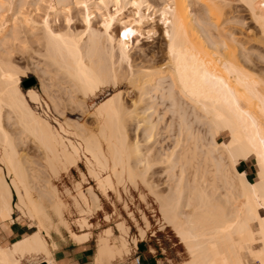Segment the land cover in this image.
<instances>
[{
    "label": "bare ground",
    "instance_id": "bare-ground-1",
    "mask_svg": "<svg viewBox=\"0 0 264 264\" xmlns=\"http://www.w3.org/2000/svg\"><path fill=\"white\" fill-rule=\"evenodd\" d=\"M48 2L49 13L39 24L24 17L16 25V16L15 25L1 21L0 49L9 42L21 47L20 34L40 32L45 43L42 56L56 68L62 88L65 81L85 95L108 79L119 78L121 72L117 75L116 67L110 66L127 63L129 28L141 38L157 36L158 43L148 59H140L138 65L134 61L135 69L129 70L133 72L126 71L133 79L120 77L132 80L127 84L136 100L128 105L117 92L98 106L95 131L83 130L73 121L65 124L68 120L67 129L63 124L57 125L58 131L53 129L48 118L31 107L40 105L39 95L21 90L8 56L2 54L5 60L0 55V224L16 213L17 219L35 228L10 247L0 245V264L38 258L54 264L43 234L50 237L60 227L77 243L89 238L84 230L79 235L71 232L64 218L66 204L50 181L81 161L95 188L85 189L89 202L81 184L75 185L77 194L71 202L80 228L99 210L100 196L143 187L158 206L161 227L169 228L183 245L187 259L182 264H264V216L259 213L264 212V0H74L85 12L82 30L72 31V19L64 14L63 32L50 20L68 14L70 6L66 0ZM127 6L131 17L125 16ZM242 11L253 30L245 28L250 23L240 18ZM91 16L99 21L93 24ZM116 25L121 26L118 40L113 35ZM156 53L164 54L163 68L152 64ZM113 54L119 56L116 63L111 62ZM64 88L66 92L68 86ZM70 88L66 93H74ZM11 120L22 136L36 141L40 164L19 152L18 139L4 126ZM224 133L227 141L217 142ZM244 161L254 163V182L237 170ZM154 175L164 180H151ZM84 177L81 174L83 181ZM116 228L117 236L111 228L98 236V264L128 255L130 245L146 234L139 229L138 238H131L123 223Z\"/></svg>",
    "mask_w": 264,
    "mask_h": 264
},
{
    "label": "rangeland",
    "instance_id": "rangeland-1",
    "mask_svg": "<svg viewBox=\"0 0 264 264\" xmlns=\"http://www.w3.org/2000/svg\"><path fill=\"white\" fill-rule=\"evenodd\" d=\"M10 1V2H9ZM49 0H42L37 2V0H0V8L2 6L3 9H0V22L5 20L8 21L7 25H11L12 26V22L13 25H15V23L20 20L21 18H31L33 21H36V23L39 24V22L41 21V19L43 17H45L46 14H48L49 10H48V6H49ZM93 2H97L98 0H92ZM68 2L69 4V13L70 15H68L66 12L65 13H60L59 15H57V17L55 16H51V23L52 21L55 23L54 27H56L59 31L66 30L65 27V20H63L64 17H68L70 20V24H69V28L72 31H81L82 30V18L85 15L84 11L81 9V7L75 6L74 5V0H66V3ZM94 2V3H95ZM37 3V5H36ZM21 8V9H20ZM20 9V10H18ZM93 10L95 9L94 7L92 8ZM109 12L111 11V13L113 12L114 8L112 5H109ZM20 11L19 13L17 12ZM15 12V13H14ZM16 12L20 15H22V17L18 14H16ZM125 16L127 17H131L132 13H131V8H129L127 6V8H125ZM66 16H65V15ZM97 14V13H95ZM246 12H243L240 14V18H245L247 21L246 23H250V24H246L245 28L248 27L250 29L253 28V26L251 25V22H248V16ZM18 15V16H17ZM13 16V17H12ZM14 16H16L14 18ZM244 16V17H243ZM66 17V18H67ZM71 17V18H70ZM49 18V19H50ZM91 19L93 18L92 16L90 17ZM15 19V21H13ZM56 19V20H55ZM65 19V18H64ZM64 21V22H63ZM97 21H99V18L97 17L96 19H92L93 24H96ZM156 22V26H160V22L157 21V19L155 20ZM2 23V22H1ZM0 23V24H1ZM19 24L16 23V25ZM53 26V24H52ZM252 26V27H251ZM132 28H129L128 33H127V39L130 41L129 43H127L128 45V54L130 57H128L129 61L127 60V63L125 61H122L121 63H117L114 64V66H109L111 67L110 70H112V67H116V69L118 70L119 68V72L117 70H114V72L116 71V74L118 75L121 72V76L122 78L124 77H131L133 75H129V73L126 74L127 72H133V71H129V70H134L136 67V64L138 65L140 63V59L143 61V59H148L150 57V53L157 47V36H150L147 37L146 35H143L142 38L139 37L136 33H134V31L131 30ZM38 30V29H37ZM253 30V29H252ZM23 31V30H21ZM40 31V30H39ZM36 32V33H35ZM22 33V32H21ZM40 33V32H39ZM39 33H37V31H34V34H32V38H31V34L27 33V34H20V40L21 42L19 43V46L21 44V47H16L17 45L14 43L13 45L16 46H11L12 43L9 42V44L5 47L2 48L3 46H1L2 49H0L2 53H0V55L5 54L6 57L8 56L7 60L5 55L3 56V58L9 62V65L13 67V69H15L14 71H16V75L17 77H19V85L21 90L25 93V91L32 89L34 90L40 97V105H31V107L33 108V110L41 115L42 118H48L47 120L49 121L50 125L53 127V129L58 131V126L59 124L62 125V127L65 128L64 126V122L67 121L65 124H67L69 121H73L76 124H79L78 126L80 128H82L83 130H89V131H95L96 130V118H95V114L96 113V109L98 108V106H100L102 103L106 102L109 98H112L113 95H115L117 92L121 93V99L126 103V104H130L131 101H135L136 100V93L135 91L131 92L130 89V84L128 85V82H131L132 80L129 78H126L125 80L122 81V78L120 79V77L113 79H108L107 81H105L103 84L99 85L96 90L94 89V91L89 92L87 94H82L80 92H76L74 91L73 88H70L69 86H71L70 84H66L64 85L63 82V87L64 89H67L66 87L68 86V89L70 88L71 92L73 89L74 93H69V91L66 90V93L63 88L60 86L61 83V77L57 75L56 72H54V70L56 68H54V66H52V64H49L50 61L46 60V58H44L43 53L45 52V48H44V44L41 42V39L39 36L42 37V34L40 35ZM22 35V36H21ZM24 35V36H23ZM37 35V36H35ZM113 35L114 38L117 40L119 39L120 35H121V26L120 25H116L113 29ZM29 36V37H28ZM36 37V40H34ZM38 37V38H37ZM25 38V39H23ZM40 38V41H39ZM26 41V42H25ZM44 41V40H42ZM41 42V43H40ZM27 43V44H24ZM163 42H160V44H162ZM43 45V46H42ZM11 48H9V47ZM161 48L164 49V44L160 45ZM9 48V49H8ZM14 48V49H13ZM20 48V49H19ZM25 48V49H24ZM154 48V49H153ZM8 52L4 53L6 50ZM162 49V51H163ZM11 51V52H9ZM117 51V49H116ZM157 52V50H156ZM115 53V50H114ZM9 54V55H8ZM45 54V53H44ZM116 54H113V56L115 57ZM117 55H119L117 53ZM116 55V59L113 57V59L115 60H111V62L116 63L117 60V56ZM164 54H160V53H156L152 58L154 60H152V64H155L153 66H155L156 68H163L164 67ZM46 57V56H45ZM145 57V58H144ZM11 61V63H10ZM136 62L133 63V62ZM139 61V62H138ZM49 62V63H48ZM125 62V63H123ZM138 62V63H137ZM112 63V64H113ZM130 63V64H129ZM121 64V66L119 65ZM117 65V66H116ZM132 65V66H130ZM133 65H135L133 67ZM157 65V66H156ZM52 66V67H51ZM127 66V67H126ZM129 66V68H128ZM161 66V67H160ZM163 66V67H162ZM124 67H126V69H124ZM115 69V68H114ZM128 69V70H127ZM125 72V73H122ZM18 73V74H17ZM56 73V75H55ZM125 74V76L123 77V75ZM55 75L54 77H51ZM129 79V81L127 80ZM109 80L111 82H109ZM120 82H118V81ZM117 81V82H115ZM109 84H108V83ZM115 82V83H114ZM66 83V82H65ZM113 84V86H112ZM45 90V91H44ZM48 94H47V93ZM65 92V93H64ZM47 95H46V94ZM48 96V97H47ZM54 97V99H50L49 98ZM53 100V101H51ZM104 103V105L106 104ZM95 119V120H94ZM57 122H56V121ZM72 122V123H73ZM8 123V121L6 122ZM4 121V126L5 129H7L6 127H8L9 129H7V131L9 130L10 135L12 136V138L15 139L16 142V147L19 149V152L21 153L23 151V153L21 154L22 156H29V161L30 162H35L38 164H40L39 161V150L40 148L38 147L36 141L32 138H30V136L26 137L28 134H24V136H22V131L18 130V127L15 128L17 125L14 126V122L11 120L10 126L5 125L6 124ZM13 123V124H12ZM57 123V124H56ZM70 123V122H69ZM68 123V124H69ZM71 123V124H72ZM13 125V126H12ZM58 125V126H57ZM70 125V124H69ZM78 126H76V128L78 129ZM14 129H13V128ZM67 127V126H66ZM70 128H74V127H70ZM133 128V127H130ZM16 129V131H15ZM67 129V128H65ZM173 129V128H172ZM80 131V129H78ZM15 131V132H14ZM13 132V134H12ZM130 137L133 135L132 131L130 130ZM15 133V134H14ZM20 133V135H19ZM18 134V135H17ZM174 132H172L171 135H173ZM19 136V137H18ZM22 136V137H21ZM227 134L224 133L223 136L219 137L217 139V142L221 143V142H226L227 141ZM21 137V138H20ZM131 137V138H132ZM20 139V140H19ZM23 139H25L24 141H22ZM70 140L75 141L73 139V137H69ZM25 145L24 147H22L23 145ZM21 144V147L19 145ZM39 149V150H38ZM26 150V151H25ZM26 155H25V154ZM250 164L253 165L254 167V175H252L250 178H246L249 182H254V180L256 179V168L254 166L253 161H248ZM28 164H25L24 166L27 167ZM240 173H244V172H240ZM81 174H84L85 177L83 178L84 181L81 178ZM245 174V173H244ZM45 173H41L40 174V178L44 177ZM153 177V178H152ZM151 177V180L153 181H157V183H161L164 179L162 178L163 176H157L154 175ZM246 177V176H245ZM162 178V179H161ZM158 180H162L161 182H159ZM51 184L55 187V189L58 191L59 197L61 198V200L66 204V210L64 212V218L65 220L68 222L69 224V228L71 230V232L73 233H78L81 230H86V228L88 227V229H90L92 226L90 225V223L93 225V227L91 228V232L94 233V235H97L98 233H100L103 229L105 228H112L113 230V235L117 236L118 233L115 230L114 226L116 223L122 221L125 223V225H127L129 227V236L131 238H136L137 236V227H143V223H142V216H145L147 221L150 224V228L149 225L146 224V230L149 228V230L147 231V238L145 239V242H147L151 248L155 249L156 253H157V257L160 258L163 262V264H180L182 261L187 259V255L183 250L182 245L179 243V241L174 237L172 231L169 228L163 229L162 223L163 221L161 220V215L159 214V210H158V206L155 203L154 199L152 198V196L149 194V192L141 187L139 189V191L137 190H133L132 188H128L127 190L124 189H119L118 192L116 193H110L107 194L109 195V197L107 198H101V204H100V208H99V214L95 215L96 212H94L92 215H89L87 217V225L85 224V227L80 228V226L76 225L77 223H75V220L78 219V214H77V210L75 209V207L72 205L71 202V198L75 197V193L77 194V191H75V185L77 183H80L82 188L81 191H83V193L85 195L88 196L87 194V189L89 186H92L95 188V183L92 181L91 178L88 177L87 175V171H86V167L85 164L83 163V161H81L78 164V167H74L71 168L70 171L66 174H60L57 179L56 178H51L50 179ZM163 190V186L161 188H158ZM86 191V192H85ZM71 195V196H70ZM75 195V196H74ZM86 196V197H87ZM88 201L90 202V198L89 196L87 197ZM260 215L264 216V212L260 210ZM129 214H131V216L133 218H135L137 224L133 223V221H131V218L129 216ZM105 215L108 216V220L105 219V223H103V220L105 218ZM18 214L13 213L12 217L13 219H16L18 222L20 223H26L27 221L23 220L22 218L17 219ZM93 216V217H92ZM91 219V220H90ZM90 220V222H89ZM89 223V225H88ZM161 223V224H160ZM28 224V223H27ZM28 226H30V224H28ZM155 234H152L154 233ZM257 247V246H255Z\"/></svg>",
    "mask_w": 264,
    "mask_h": 264
},
{
    "label": "crops",
    "instance_id": "crops-1",
    "mask_svg": "<svg viewBox=\"0 0 264 264\" xmlns=\"http://www.w3.org/2000/svg\"><path fill=\"white\" fill-rule=\"evenodd\" d=\"M238 166H240V170L245 173V176L247 179L250 178L252 175H254V167L249 162H246V161L241 162ZM110 193H113V192H108V194ZM100 197L99 199H100V204H101ZM98 214H99V210L96 212L95 215H98ZM106 216L107 215H105V217ZM129 216L131 218V221L137 224L135 218H133L131 214H129ZM141 220L143 223V227L138 226L137 227L138 230L139 229L146 230V224H148L150 228V224L147 221L145 216H142ZM104 221H105V218L103 220V223H105ZM120 223H123L125 225L124 222L120 221ZM117 224H119V222L116 223L114 226L116 231H117V228H116ZM90 225L93 227L91 223ZM125 226L128 228V231H129V227L127 225ZM91 228L84 230L85 232H89L90 236L86 241L80 242V243L75 242L70 237V235H68L69 233L62 227L59 228V233L55 231H51L50 237H47L43 234L44 238L47 240L46 242L51 251L50 260L54 264H98L96 261L97 260V238L99 235H101L100 233L103 232L106 228L103 229L97 235H94V233L90 231ZM149 228L146 230L145 237L142 240H138L135 246L130 245V251L128 255H125L121 257L120 259L119 258L114 259L109 264H163V262L160 261L161 259L157 257V253L155 249L151 248V246L147 242H145V239L147 238V231L149 230ZM163 229H166V228H163ZM138 230H137L136 238H138L139 236ZM33 231H35V228L28 226L27 223H20L16 221V219H13V218L11 220H6L3 224H0V245L2 247H10L17 242L28 238L33 233ZM80 233L81 232L79 231L77 235H79ZM152 234H155V232ZM174 237L176 236L174 235ZM176 239L178 240L177 237ZM183 250L185 252L184 247H183ZM184 261H182L180 264H182ZM20 264H47V263H46V260L42 258H38L36 261H30L29 259H22Z\"/></svg>",
    "mask_w": 264,
    "mask_h": 264
},
{
    "label": "trees",
    "instance_id": "trees-1",
    "mask_svg": "<svg viewBox=\"0 0 264 264\" xmlns=\"http://www.w3.org/2000/svg\"><path fill=\"white\" fill-rule=\"evenodd\" d=\"M237 170H238L239 172H242V171L240 170V166H237Z\"/></svg>",
    "mask_w": 264,
    "mask_h": 264
},
{
    "label": "built area",
    "instance_id": "built-area-1",
    "mask_svg": "<svg viewBox=\"0 0 264 264\" xmlns=\"http://www.w3.org/2000/svg\"><path fill=\"white\" fill-rule=\"evenodd\" d=\"M138 262V261H137Z\"/></svg>",
    "mask_w": 264,
    "mask_h": 264
}]
</instances>
